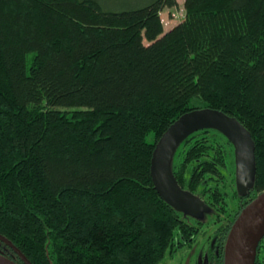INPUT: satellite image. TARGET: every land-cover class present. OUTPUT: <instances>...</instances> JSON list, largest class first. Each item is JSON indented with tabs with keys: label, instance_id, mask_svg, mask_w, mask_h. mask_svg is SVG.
<instances>
[{
	"label": "trees",
	"instance_id": "1",
	"mask_svg": "<svg viewBox=\"0 0 264 264\" xmlns=\"http://www.w3.org/2000/svg\"><path fill=\"white\" fill-rule=\"evenodd\" d=\"M176 5L0 0V235L31 264H159L201 231L151 177L155 145L194 110L250 133L247 187L264 191V0H184L165 32ZM176 150L180 187L224 210L228 139L203 129Z\"/></svg>",
	"mask_w": 264,
	"mask_h": 264
},
{
	"label": "water",
	"instance_id": "2",
	"mask_svg": "<svg viewBox=\"0 0 264 264\" xmlns=\"http://www.w3.org/2000/svg\"><path fill=\"white\" fill-rule=\"evenodd\" d=\"M213 129L219 131L235 148L237 186L244 192L255 173L254 143L250 133L233 117L213 109L194 110L181 116L155 145L151 161V177L162 199L178 212H190L193 217L206 209L197 196L180 187L171 170V159L179 144L192 133ZM264 238V191L260 192L239 213L227 234L224 264H255L257 248ZM0 241L17 254L18 263L0 254V264H31L5 237Z\"/></svg>",
	"mask_w": 264,
	"mask_h": 264
},
{
	"label": "flooded vegetation",
	"instance_id": "3",
	"mask_svg": "<svg viewBox=\"0 0 264 264\" xmlns=\"http://www.w3.org/2000/svg\"><path fill=\"white\" fill-rule=\"evenodd\" d=\"M235 153L236 151H234L233 157H231L232 174L230 178L232 183L229 187V190H231V192L228 195V201H226V206L224 210H219L218 207L214 208L211 203L206 204L204 202L206 206H210L211 209L214 211L213 220L207 227L211 225H219L218 228L215 229V231L212 233V236L209 237L207 241L203 240L198 245L195 244L197 239L200 237V234H197L199 232L194 233V235L190 236L189 238L182 237L179 240L177 239L175 242L176 247L174 251L180 252V255L184 254L183 259L185 264H224V247L229 229L233 224L234 220L241 212V210L258 194L255 190L248 188V184H244L245 190L244 192H240L237 186ZM216 211L218 212V214L216 213ZM201 223H204V226L207 225L206 222L202 220H197L195 218L192 222V224L196 227H200ZM201 232H203L201 234V238L204 239V235L206 233L204 230ZM257 253L258 261L257 263L255 261V264H264V238L259 244V249H257Z\"/></svg>",
	"mask_w": 264,
	"mask_h": 264
},
{
	"label": "rangeland",
	"instance_id": "4",
	"mask_svg": "<svg viewBox=\"0 0 264 264\" xmlns=\"http://www.w3.org/2000/svg\"><path fill=\"white\" fill-rule=\"evenodd\" d=\"M102 2H103V0H102ZM176 2H177V5L175 7L165 8L160 14L165 32H167L168 30H170L171 28H173L177 24L181 23L185 18L184 0H176ZM147 141H149V142L153 141V134L148 135ZM176 152H177V150L172 155L173 157L171 159V167H173V164H174L173 162H174ZM232 156H233V152L231 150V157ZM230 162H231V159H230ZM228 191L231 192V190H229V189H228ZM213 214H214V211L211 209L210 206H206V209L195 214L194 215L195 217H193V215L190 212H186V211L181 212V218L183 220L189 222V223H192L193 219L195 218L197 220H202V221L206 222V224H207V225L203 226V228L201 229V231L204 230L206 233L204 235V239L201 238V234L203 232L199 231V233H197V234H200V237L197 239L195 245L200 244L203 240L207 241L209 239V237L212 236V233L215 231V229L218 228L219 225H217V226L211 225V226L207 227L213 220V217H214ZM198 240H199V242H198ZM174 249L175 248L168 250L167 253L165 254V256L163 257V259L159 262V264H185L184 259H183L184 254L180 255V252L174 251ZM258 253H259V250H258ZM258 253L256 255V263L258 261Z\"/></svg>",
	"mask_w": 264,
	"mask_h": 264
}]
</instances>
